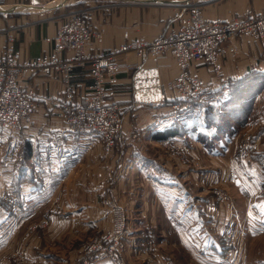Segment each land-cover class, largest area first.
I'll return each instance as SVG.
<instances>
[{
	"label": "rangeland",
	"instance_id": "1",
	"mask_svg": "<svg viewBox=\"0 0 264 264\" xmlns=\"http://www.w3.org/2000/svg\"><path fill=\"white\" fill-rule=\"evenodd\" d=\"M16 15V12L0 13L1 17L13 16L17 19ZM20 19L24 20V17ZM5 27L8 29L10 26ZM251 80L254 81V77ZM223 87L233 89L229 83ZM239 87L237 85L236 88ZM252 87L258 89L255 97L250 95L254 89H249L236 98L232 94L213 98L205 88V101L198 100V103L192 100L188 108L183 107L187 102H182L177 96V101H173L175 97L168 96L164 103L157 104L161 108L158 114H154L155 120L167 121V133L173 132L167 141L150 138L154 132V128L150 127L144 136L145 141L140 148H136L138 150L134 143L118 145L116 168L127 160L128 165L133 164H130L132 173L128 172L129 168L121 179L129 191L126 197L108 194L104 199L109 217L106 229L97 231L94 228L87 234L73 236L76 231L70 227L59 228V232L62 230L60 236L50 234L55 215L60 217V223L74 219L72 212L81 206L76 204L69 209L66 207L68 200L88 201L92 192L84 188L87 189L86 184L94 183L93 177L71 178V187L76 185L75 192H68L65 188L67 179L53 188V193H44L45 204L37 211L38 214L30 213L28 221L33 222L19 229L12 244L0 245V264H38L39 261L35 262L31 254L39 257L40 250L46 254L41 258L47 264H76V260L77 264H83L88 258L86 250L92 244L106 246L110 241L119 242L117 264H171L170 261L175 264H264V76L254 81ZM231 99L232 102L234 99L248 100L246 102L252 99L245 123L225 115L221 123L214 121L221 127L204 122L195 129L198 113L199 117L210 118L211 105L222 106L225 100L230 102ZM129 102L128 110L124 106L123 122L127 114L134 121L133 97ZM124 104L126 102L121 105ZM240 105L245 104H234L235 107ZM122 128L112 146L105 141L108 162L114 156ZM140 130L138 128L136 133ZM123 191L126 193L127 190ZM158 196L162 198L161 204L167 202V218L162 215L163 210L145 206L148 201L158 205ZM4 200L8 201V208H4L8 215L5 221L0 222V233H4L5 223L18 225L16 213L20 212V208L9 207V203L20 200L18 194L11 192ZM117 210L123 218L121 229H117L115 221ZM148 228L152 230L153 237L150 239L144 234ZM183 232L188 236L189 243L181 240L179 234ZM36 237L40 249L36 246ZM183 244L200 256H195Z\"/></svg>",
	"mask_w": 264,
	"mask_h": 264
},
{
	"label": "crops",
	"instance_id": "2",
	"mask_svg": "<svg viewBox=\"0 0 264 264\" xmlns=\"http://www.w3.org/2000/svg\"><path fill=\"white\" fill-rule=\"evenodd\" d=\"M186 1L0 0V13L12 14L16 12L18 17L16 19L13 16H0V50L10 36L13 37L16 48L21 50L25 58L52 51L53 45L47 38L53 37L58 28L78 10H83L95 28L104 32L103 41L91 42L88 45L90 50L119 47L124 40L125 32H128L130 37L143 36L153 39L175 27V15L180 11L182 3ZM200 1L206 19L224 18L226 16L242 17L249 16L254 12H264V0ZM27 15L31 16L26 18ZM21 17H24V20L20 19ZM7 25L10 26L8 29L5 27ZM233 42L239 47L237 54H233L229 50L231 42L227 41L222 44L224 49L221 58L223 70L220 78H215L214 72L204 62H193L190 65V71L196 72L205 81V88L209 96L213 98L220 95L227 97L231 94L232 97H240L245 93V89L239 87L228 90L227 87L223 86L245 77L248 78V81L252 77L258 80L259 77L264 76V39L238 37ZM129 60L135 65L141 63V60L134 53L131 54ZM147 64H158L163 89L167 97H175V91L167 87L168 82L179 73L178 64L173 56L166 52L161 55L157 62L149 60ZM131 81L130 74L122 72L119 74V81L115 86L119 92L118 97L122 100L121 103L126 102L124 104L127 107L126 110H128L131 99ZM72 83L74 86L73 102L84 103L92 83L89 68L77 66L73 71ZM24 86L34 90L38 107L33 121L26 126L22 134L16 136H2L0 134V222L5 221L6 215H8L4 209L5 207L8 208L6 205L8 201L5 202L4 200L5 196L14 192L20 197V200L9 203L10 208H20V212L16 213L18 225L13 226L12 223L3 225L5 227L3 228L4 233H0V245L9 246L12 244L19 233V229L25 224L33 222V220L28 221V219L32 214H38L37 211L45 204L43 202L45 192L53 193V188L59 187V184L67 179L68 182L64 184L65 188L68 192H75L76 185L71 187L70 181L71 178L78 176L93 177L94 183L86 184L87 189L84 188V190L94 192H91L93 197L91 198L90 195L89 200L84 202L68 200L66 207L69 209L76 204L77 206L81 204V206L72 212L74 219H67L60 223V217L58 214L55 215L50 234L60 236L63 229L70 227L76 231V235L73 236L87 234L94 228L97 231L105 230L109 226V217L104 199L108 194L116 195L119 198L126 197L129 191L122 184L121 179L125 177L129 168L128 172L132 173L130 167L132 163L128 165L127 160L123 161L122 165H118L120 169L116 168L115 163L119 160L117 151L120 150L118 145L123 142L134 143L135 149L140 148L142 141H145L144 136L147 128L150 127H152L151 129L154 128V132L157 131L156 134L153 132L150 138L157 137L160 138V141H167L173 133L172 131L167 133V121H160L158 118L155 120L154 118V114H158L161 107L157 104L133 103L131 105L134 109V121L129 119L128 114L126 115L121 135L113 153L114 156L112 155L114 158L112 157L111 162H108L110 160L105 155L103 137L91 132L75 133L67 128L59 116L61 104L65 100L64 85L61 78L30 74L25 79ZM219 87L223 88L220 89ZM141 118H144L143 121L140 120ZM138 128L141 130L137 134ZM135 135L138 136L134 137ZM18 162H20L19 165ZM48 180L50 184H48ZM116 182L119 183L114 186ZM80 189L83 190L79 187ZM123 189L127 190L126 193ZM159 189H161L160 186ZM35 193H39V195L35 196ZM99 196H101L100 200L98 199ZM158 198V205L148 201L145 206L148 209L163 210L162 215L167 218V202L161 204L162 198L160 196ZM30 213L32 214L30 215ZM85 215H87L86 218ZM194 216L197 217L196 214ZM59 228H62L60 232ZM144 234L148 239L153 237L150 228ZM179 236L181 240L189 243L188 236L184 232L180 233ZM36 240V246L40 249L38 237ZM139 241H143V239L139 238ZM150 245L154 246L155 244L151 243ZM183 245L192 250L188 245ZM156 249L158 250L159 246ZM193 249L197 250L196 247ZM40 253L39 257L35 254H31V257L35 262L39 261L38 264H47L48 262L41 258L45 257L46 254L41 250ZM193 253L195 256H200L197 251ZM99 264L112 263L104 260Z\"/></svg>",
	"mask_w": 264,
	"mask_h": 264
},
{
	"label": "built area",
	"instance_id": "3",
	"mask_svg": "<svg viewBox=\"0 0 264 264\" xmlns=\"http://www.w3.org/2000/svg\"><path fill=\"white\" fill-rule=\"evenodd\" d=\"M174 21V28L156 38L130 37L125 32L119 47L90 50L88 45L91 42L103 41L104 32L95 28L83 10H78L53 37L47 38L53 45L52 51L30 58H25L9 37L0 50V134H22L33 121L38 106L34 90L24 86V81L30 74H39L61 78L65 100L59 116L68 129L78 134L91 132L100 135L108 146H112L122 128L124 114V105H121L122 100L115 87L120 73L130 74L133 85L130 95L135 103H164L167 94L163 83H158L163 99L157 102L142 100L139 95L141 84L153 83L152 71L160 78L158 64L148 65L147 62H157L163 53H170L178 64L179 73L167 87L174 90L182 102H187L183 107L188 108L192 100L203 102L206 97L204 80L190 71L191 63L208 64L214 75L220 78L224 42H231L229 50L237 54L239 47L233 40L238 37L264 39V12L206 19L201 1L187 0L182 3ZM132 53L141 60L140 64L135 65L129 60ZM77 66H87L92 77L89 93L82 104L73 102L72 77ZM140 72L144 74L143 78ZM153 91L154 88L149 89L148 93ZM122 220L117 210V229H121ZM119 253L118 241H110L106 246L92 244L86 250L88 258L83 264H99L104 260L115 264L119 261Z\"/></svg>",
	"mask_w": 264,
	"mask_h": 264
},
{
	"label": "trees",
	"instance_id": "4",
	"mask_svg": "<svg viewBox=\"0 0 264 264\" xmlns=\"http://www.w3.org/2000/svg\"><path fill=\"white\" fill-rule=\"evenodd\" d=\"M260 78V77H259ZM259 80V79H258ZM252 81V80H251ZM254 81L255 78H254ZM250 82L249 80L247 81V78L245 77L244 79L242 80H237L236 82H232V88H235L237 89V85L240 86V89H246L245 91H248L249 89H254L252 87V83L254 82ZM230 84V83H229ZM236 86V87H235ZM228 90H231V89H228ZM258 89L255 88L252 92H251V97H253L255 95V92L257 93ZM229 97V96H228ZM255 97V96H254ZM168 99V97L166 98V100ZM177 97L175 98H172L173 101H177ZM227 99V98H226ZM248 101V100H246ZM245 100H241V101H236L234 99V102H232V99L230 102H228V100H225V102L222 104V106L220 107L219 105L218 106H214V105H211L209 109L210 110V115L211 117L209 118V116H207V118H203L199 117V113L197 114V119L195 120V129H197L199 127L200 124L204 123V122H208L210 125H213V124H216L215 122H222L224 120V116L225 115H229V116H232V118H236L237 120L245 123V121L247 120V118L249 117V109H250V105L253 103H249L250 101H252V99H250L249 102H246ZM240 104V103H243L245 104L244 106H239V107H235L234 104ZM216 105V104H215ZM212 107V108H211ZM215 121V122H214ZM216 125H219V124H216ZM220 126V125H219ZM218 126V127H219ZM234 126V125H233ZM221 127V126H220ZM219 127V128H220ZM232 126H230L231 128ZM170 132V131H169Z\"/></svg>",
	"mask_w": 264,
	"mask_h": 264
},
{
	"label": "bare ground",
	"instance_id": "5",
	"mask_svg": "<svg viewBox=\"0 0 264 264\" xmlns=\"http://www.w3.org/2000/svg\"><path fill=\"white\" fill-rule=\"evenodd\" d=\"M155 73L152 71V76L154 77L153 83H144L141 84L140 87V95L139 97L142 98V100H149V101H159L164 98L162 91L159 90V84H162L161 74L160 78L157 75H154ZM140 77L143 78L144 74L142 72L139 73ZM159 83V84H158ZM154 88L153 93H148L149 89ZM148 94H151L150 96ZM146 98V99H145ZM161 103V102H158ZM152 104V103H151Z\"/></svg>",
	"mask_w": 264,
	"mask_h": 264
}]
</instances>
